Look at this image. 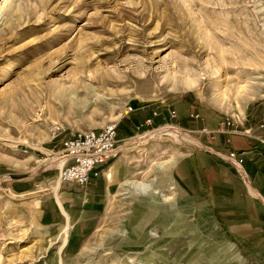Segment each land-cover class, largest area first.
Here are the masks:
<instances>
[{
	"label": "rangeland",
	"instance_id": "374dc122",
	"mask_svg": "<svg viewBox=\"0 0 264 264\" xmlns=\"http://www.w3.org/2000/svg\"><path fill=\"white\" fill-rule=\"evenodd\" d=\"M263 99L264 0H0V264H264L220 215L179 207L175 182L179 159L210 146L201 129ZM112 123L108 193L53 190L62 140ZM163 125L192 140L138 139ZM128 179L159 192L122 190Z\"/></svg>",
	"mask_w": 264,
	"mask_h": 264
},
{
	"label": "crops",
	"instance_id": "0c3cea01",
	"mask_svg": "<svg viewBox=\"0 0 264 264\" xmlns=\"http://www.w3.org/2000/svg\"><path fill=\"white\" fill-rule=\"evenodd\" d=\"M200 133L210 146L202 144L190 158L186 155L179 159L175 179L176 192L179 193L178 206H186L189 197L196 209L209 208L212 214L220 215V220L226 222L228 238L235 240L244 254L263 256L264 144L259 139L264 138V99L259 101L256 110L245 114L241 122L231 121L221 125L219 121L217 128L201 129ZM231 152L242 158L241 164L234 165L226 159ZM110 165L101 166L99 174L91 176L88 183L95 186L100 182L105 186L106 179L111 177L107 170L116 164ZM56 181L52 188L58 192L61 190V193L69 194L65 191L70 188L69 184L79 186L73 182L59 181L55 189ZM17 190L12 189L14 192ZM108 191L106 185V193ZM17 192L23 193L21 190ZM87 195L86 192L83 197ZM54 196L55 204H51L52 207L57 205L68 220L69 215L64 207L70 206L69 199L61 200L57 192ZM93 196L87 197L92 200L90 209L96 208L100 200V195Z\"/></svg>",
	"mask_w": 264,
	"mask_h": 264
},
{
	"label": "built area",
	"instance_id": "2783aa9c",
	"mask_svg": "<svg viewBox=\"0 0 264 264\" xmlns=\"http://www.w3.org/2000/svg\"><path fill=\"white\" fill-rule=\"evenodd\" d=\"M133 110L128 106L126 112ZM152 118L144 120L150 125ZM230 122H225L228 124ZM224 125V121L221 122ZM264 144V138L259 139ZM116 124H108L100 129H83L72 133L61 142L59 151L62 164L59 167L58 179L62 182L86 184L91 176H97L100 168L115 158L120 152ZM226 159L234 164H241L242 158L231 152Z\"/></svg>",
	"mask_w": 264,
	"mask_h": 264
},
{
	"label": "bare ground",
	"instance_id": "6f19581e",
	"mask_svg": "<svg viewBox=\"0 0 264 264\" xmlns=\"http://www.w3.org/2000/svg\"><path fill=\"white\" fill-rule=\"evenodd\" d=\"M80 68V67H79ZM82 69V68H81ZM82 71V70H81ZM80 72V71H79ZM85 72V71H84ZM83 73V72H82ZM89 75V74H88ZM93 75V74H92ZM100 75V74H99ZM104 74H101V78H103ZM98 76V75H97ZM95 76V77H97ZM80 77H78L79 79ZM98 78V77H97ZM93 79V78H92ZM101 80V79H100ZM108 81V80H107ZM192 83V82H191ZM87 84V83H86ZM198 87V86H197ZM89 88V87H88ZM242 91V90H241ZM220 93V92H218ZM239 94V92H238ZM242 94V93H241ZM166 134V135H170L173 137H178L181 136L182 138L186 139V140H192V138H190L187 134L182 133L176 126L173 125H163L157 129H153L151 131H148L146 133H144L143 135H140L138 137L139 140H150L152 138H154L155 136H157L158 134ZM121 150V147H120ZM53 162H56L57 166L60 167V165L62 164V159H60V157H57L53 160ZM164 162L163 161H159L155 163V166L160 168L161 166H163ZM152 180H144V179H128L125 180L124 182H122V190L124 189L125 191L129 190V189H135V190H140V191H145V190H152L153 193H157L158 188L151 182ZM170 185V184H169ZM59 186V179L56 181L55 183V188H58ZM11 191V190H10ZM12 192V191H11ZM14 192V191H13ZM12 195H17L22 197H25L28 193L24 192L23 193H13ZM161 196L165 197L166 199H170V196H167L165 194H162ZM167 196V197H166ZM57 201L59 202V200L57 199ZM62 233H63V237L61 239V244H60V248H62L66 242H67V235H68V226L65 225L62 229Z\"/></svg>",
	"mask_w": 264,
	"mask_h": 264
}]
</instances>
